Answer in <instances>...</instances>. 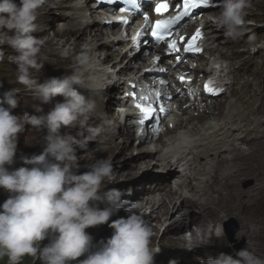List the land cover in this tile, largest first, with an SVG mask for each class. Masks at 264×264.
<instances>
[{
	"label": "clouds",
	"instance_id": "1",
	"mask_svg": "<svg viewBox=\"0 0 264 264\" xmlns=\"http://www.w3.org/2000/svg\"><path fill=\"white\" fill-rule=\"evenodd\" d=\"M45 3L0 0V29H7L0 43L15 53L9 60L17 66L16 82L38 101L34 108L42 113L14 114L21 103L17 89L0 93V190L7 193L0 203V258L6 257L7 264H22L25 257L40 264H155L160 249L151 247L153 230L145 219L130 208L124 209L126 216L111 219L124 207L120 189L102 188L115 179L111 160L96 158L82 166L77 154L87 149L89 142L106 140L116 131L112 120L89 124L97 110L96 98L106 88L103 74L97 71L100 59L94 45L81 44L80 52L60 76L40 82L30 71L38 72L42 67L37 56L45 41L33 33L38 30L36 21ZM86 3L72 0L83 24L88 22ZM249 3L219 0L217 23L227 38L241 35ZM61 55L67 58L68 51ZM44 104L52 105L46 113L40 106ZM28 126L45 130L41 151L21 154L19 160L24 166L12 168L19 136ZM77 127L82 131L75 136L61 132L62 128ZM81 167L86 170L80 172ZM104 224L112 229L111 235L94 244L86 229ZM215 235L224 236L222 224L216 226ZM45 240L48 243L42 246ZM201 264H264V258L245 247L235 253V258L219 253Z\"/></svg>",
	"mask_w": 264,
	"mask_h": 264
},
{
	"label": "bare ground",
	"instance_id": "2",
	"mask_svg": "<svg viewBox=\"0 0 264 264\" xmlns=\"http://www.w3.org/2000/svg\"><path fill=\"white\" fill-rule=\"evenodd\" d=\"M72 2V0H63L62 3ZM91 4L88 2L86 3V7L88 9V16L90 18L94 17L93 19H89L86 24L80 22L79 18L76 23L77 28L74 29H62L61 32L63 34L69 33L71 35H67V38L63 40V42L56 40L53 36L46 37V28L43 26H50L51 20L49 22L45 19L48 16L52 18V7H50L47 3L39 10L38 15H42L43 18H39L37 20L38 30L34 32L37 35H43L41 39L45 41V43L41 47V51L44 53V59L49 62H67L70 61L72 57L78 54L81 50L80 46L84 42H90L94 45L95 51L99 55L100 63L98 67H105L112 69V74H116L118 80L125 79L127 77H141L140 79L143 80L146 84H149L152 88L155 89H162L163 84L160 82V78H158L159 74L163 69V65L160 63V59L156 61V56L154 52L151 51L150 45L146 42L143 43L144 38L143 35V20H137L132 22L131 20L127 23H123V19L119 20L121 22V26L116 27V29L112 30L111 23L114 22V18H109L108 22H104L105 18H108L106 12H100V10L94 9L90 7ZM103 11H106L103 9ZM220 11V10H219ZM219 11L214 12L215 16H218ZM42 12V13H41ZM71 18L72 20H76L77 12L76 9L72 7L71 9ZM46 20V21H45ZM92 20L96 23L94 27L92 26ZM209 21V20H208ZM51 31L53 34L59 33V30L54 29V25L51 23ZM139 33V35H137ZM49 35V34H48ZM129 35L128 41H124L122 43L120 50L117 53H111L108 49L114 45H117L120 42H123L125 36ZM133 37H136V40H133ZM126 40V39H125ZM56 41V42H54ZM119 45V46H120ZM107 47L108 49L104 50L103 47ZM65 50L68 51V57L65 58L61 55L62 52ZM148 51L150 54L148 56V63H144L145 60V52ZM128 53L127 58L122 60V58ZM45 55H50L46 57ZM111 58V59H110ZM152 60V61H151ZM134 61V62H133ZM137 62V64H132ZM67 64V63H66ZM70 65V63H69ZM69 67L64 68V71H67ZM98 71V70H97ZM100 72V71H98ZM56 74V73H55ZM106 80L109 77V74L102 73ZM45 75V74H44ZM50 75V74H49ZM154 77V78H152ZM151 78V79H150ZM42 82V81H41ZM107 92L102 93L101 96L96 98L97 101V110L95 113H100L99 115V122L102 123L100 120H112L116 124V131L113 135H111L108 139L98 141L93 140L96 142L98 146H101L105 151L117 150L123 151L128 150V147L132 144L131 142H136L138 140V144L133 145V151L137 150V156H134L133 153L128 154V161L129 163H134L138 156H144L147 158L143 164L147 165L146 174H144L140 180L134 183L136 187H140L139 189L136 188L134 185H131L126 188L134 187L137 189L138 193L144 194L145 196L143 200L138 198L139 196L136 195L131 199H125V204L127 203L129 208H131L134 204V212L135 209H148L149 214L156 213L154 218L160 222V227L165 220H168V224L166 225V229H169L172 232H175L177 229L182 230L186 226H194L196 227L197 224H201V219L207 217L210 213H212L213 205L215 204V198H218L222 195L223 191L225 190V176L226 172L234 171L239 167L237 164H241L245 162L247 159L243 158H235L234 160L228 161L232 157L239 155L240 153L246 152L250 150V147L247 146L252 143V138L249 137L254 130L252 126V100L250 96H248L247 91H244L241 95L242 97V107L243 110L240 112L236 109L235 106H231V109L222 114L219 112V109H213L203 118H177L174 121V129H163L164 136H161L159 140L154 143L152 141H148V136L144 139H137L130 133L129 128L126 125H121L118 121L120 115L119 112L116 110L114 105L117 103L112 99L107 98ZM105 100V101H104ZM106 102V103H105ZM108 106V107H107ZM110 111L109 116H107V112ZM241 117L243 120V124L240 126L237 123V118ZM127 119H131V117H127ZM197 119H203L199 123H195L194 121ZM168 126V124H167ZM79 128V127H77ZM75 129V128H72ZM71 129V130H72ZM82 131V130H81ZM77 134V133H76ZM118 140V141H117ZM238 141H242L245 144L246 149L240 150L236 144ZM108 144H113L109 145ZM90 145V142L88 143ZM131 151V150H130ZM264 152V151H263ZM135 153V152H134ZM93 154V153H92ZM164 156L165 162L161 161L160 156ZM17 157V156H16ZM87 158H89L86 154ZM241 161H237V160ZM178 161H185L184 165H188V169L190 171L189 175L185 179L184 184L178 185L176 190H172L168 188L166 183L167 179L178 173V166L176 163ZM222 161H227L224 164L223 171L218 175H214L215 167ZM140 164V163H139ZM139 166V165H138ZM137 166V167H138ZM250 167L245 165L244 169L239 171H246ZM264 170V167L261 168ZM157 170V171H156ZM220 170V169H219ZM261 173L264 177V171ZM163 171V172H160ZM165 171V172H164ZM218 171V170H217ZM129 172V171H128ZM117 173V172H115ZM134 171L129 172L128 174H132ZM165 173V175H163ZM118 174V173H117ZM233 174V173H232ZM231 174V175H232ZM235 174V173H234ZM233 174V175H234ZM232 175V176H233ZM238 177L243 174H237ZM234 177V176H233ZM228 178V177H227ZM229 180V179H228ZM157 182V186L153 189H146L145 184L147 183H155ZM131 184V183H129ZM126 184L125 186L129 185ZM143 184V185H142ZM161 184V186H159ZM139 185V186H138ZM141 185V186H140ZM228 186V185H227ZM263 185L253 187H249L244 189L248 191V194H252L253 190L259 191V189ZM103 187V185H102ZM182 190H188L190 193V197H185L182 195ZM223 196V195H222ZM135 200H141L139 202H134ZM226 200V199H225ZM245 203V202H244ZM225 208V205H223ZM228 206V205H227ZM244 206H248V203H245ZM198 209V217L195 216V210ZM223 209V208H222ZM245 209V207H244ZM132 210V209H131ZM223 211H226L223 209ZM146 211H143L142 217L145 221L149 224L150 217L152 215H144ZM236 209H234V214ZM178 215L177 218L171 221L175 214ZM192 213V216L190 217ZM237 218H239V211L235 214ZM126 216L125 213H120L118 215L113 216L111 219H117L119 217ZM251 216V215H250ZM219 216H217L218 218ZM196 219L195 223H192L193 219ZM246 219V217H243ZM240 220V219H239ZM242 220V219H241ZM187 221V222H186ZM111 222V221H110ZM184 222V226H178L176 224ZM239 228L237 231V236L241 235L243 240L246 242V245L249 248L255 247L259 245L263 238L261 237V225L262 221L256 217V215H252L244 224L239 221ZM181 225V224H180ZM202 225V224H201ZM217 225L213 224L212 231L213 235H215V229ZM150 226V224H149ZM159 227V228H160ZM183 227V228H182ZM210 227V225L208 226ZM203 230V229H202ZM201 230V231H202ZM190 240L187 238L184 239L182 237H175L173 239L168 240L169 249L171 251L178 250L179 255L175 261L184 262L190 255L191 252H198L203 251L206 253L214 252V245L210 247L207 246L206 243L208 241H204V234L200 236L201 239L199 240L198 231L199 226L195 229L189 230ZM183 235V234H182ZM226 233H224L223 237L218 238V241H222L225 243H231L232 239H228L226 237ZM185 237V236H184ZM200 241V244H198ZM187 242H192L190 246L198 245V247H194L195 249L189 251V245ZM165 243V241H164ZM152 246V245H151ZM212 248V249H211ZM166 253L165 249L159 251L156 254V258L160 255ZM197 260L195 262H199ZM190 262V261H189ZM194 261L192 263H195ZM191 263V264H192ZM197 264V263H195Z\"/></svg>",
	"mask_w": 264,
	"mask_h": 264
},
{
	"label": "rangeland",
	"instance_id": "3",
	"mask_svg": "<svg viewBox=\"0 0 264 264\" xmlns=\"http://www.w3.org/2000/svg\"><path fill=\"white\" fill-rule=\"evenodd\" d=\"M17 2H18V0H17ZM255 3H257V2H255ZM259 3H262V0H260ZM217 9H220V8H217ZM217 9L213 10L212 12H210V15L213 14ZM210 15H208V16H210ZM50 17L48 16L46 18V20L48 22H49ZM39 18H43V16L42 15H38L37 20ZM51 23H52V25L55 24V22H50V26H51ZM95 23L96 22L94 20H92V24H93L92 26L93 27H94ZM259 24H263L264 25V22H260ZM50 26L49 25L48 26H43V28L45 27L47 29H51ZM111 26H112V30L116 29V27H118V26L120 27L119 23H117V22L111 23ZM62 32L59 31V33L56 32V34H53V32L51 30H48L46 32V37H48V36L49 37H51V36L53 37L54 36L56 38V40L58 39V41L60 40L61 42H63V40L67 38V35H69V33L63 34ZM5 33H7V29L6 28L5 29H0V39H3ZM33 35L38 37V38H41L43 36V35H37L35 33H33ZM70 36L71 35H69V37ZM128 38H129V35L125 36V38L123 39V42H120L117 45H114V46L110 47L109 49L104 46L103 47L104 50H102V51H107L105 49H108V51L111 52V53H117L120 50L122 43H124V41L127 42ZM54 42H56V41H54ZM230 52H231V54L233 56V59H235V62L232 63V69L236 70L239 67V65L241 64V62H242L241 52L239 51V49H231ZM149 54L150 53H146L145 52L144 63H145V61H146V63H148L147 59H148ZM236 54H238L237 57H236ZM11 55H15L13 50L10 49L7 46V44L0 43V93L4 92L5 90H9V89H13V88L17 89L18 94H19L20 99H21V103H20V106L18 108L14 109L13 111H14V114H19L20 112L26 111V108L28 109V107L31 105L30 104V100L31 99L34 100V99L32 97V94L27 92L24 89L23 85H20V84H18L16 82L15 77H16V74H17V71H16L17 66L14 63L10 62L9 56H11ZM45 56L49 57L50 55H45ZM127 56H128V53L122 58V60L127 58ZM43 59H44V53L41 51L40 54L37 56V60H38V62L46 61V60H43ZM70 61L65 62V64L67 63L66 66H58L56 68L50 67L48 69L49 71H46L44 73L34 72L33 70H30V71H32L33 74L36 75L37 79L40 81V80H44V79H46L48 77L60 76V75L64 74L65 71L63 69L70 66L69 65ZM133 62H132V64H137V62H135V63H133ZM54 63H57V61H55ZM137 65H139V64H137ZM51 68H53V69H51ZM243 71H244V68L240 69L238 72H239V74H241ZM55 99L56 100H61L62 98L59 97V98H55ZM41 106H52V105L51 104H44V105H41ZM202 120L203 119H197L194 122L195 123H199ZM61 132L65 133L66 131L61 129ZM68 134H71V135L75 136L73 133H68ZM39 138H40V132H38V131H36L34 129H31L28 132V134L22 140V142L20 144V148L18 146V152L16 154V156H17L16 157V162L11 166L12 168H18L20 166H24V165H22V163L19 160V157H20L21 154L31 155L33 153H39L41 151V146H42L43 143L39 144L37 146V148H31V146H33L32 143L38 141ZM92 142L93 141L90 142V145H87V149L78 150L77 154H78V156H81L80 164L83 166V165L89 163L90 161H92V160H94L96 158H107V159H110L112 164H113L115 179H114V181L111 184L105 182V184H103L102 188L115 187V188L120 189L122 191V193H123V196L121 197V199L123 201H125V199H127L126 194H128V190H127V193H125V195H124V192L126 191V187L134 185L135 182L140 180L141 177L144 174H146L147 165H145V164L142 165V163L147 161V158L144 157V156H138V158L136 159V161H134V163H129V161L127 159L128 158V154L133 153L134 156H137V154H138V152H136L137 150H135V151L132 150L133 149L132 148L133 145L136 144L134 142H131L132 144L128 147V150H123V151H118V149L117 150H111V151H105V150H103V148L99 149L98 147H96L95 144H93ZM109 145H113V144H108V146ZM247 146L250 147L249 151L240 153L239 155H236V156L232 157L231 159H228V161H230V160L232 161L235 158H243L244 160L245 159H247V160L245 162L241 163V164H237V165L242 166V167H239L236 170H234V171L232 170V171H230L228 173L226 172L224 174V175H226L225 176L226 187H225V190L222 193L223 196L222 195L219 196V197H222V198H218V196L215 198V201H216V202H214L215 204H211V205H213L212 213H210L207 217H205V218L200 220L202 222L201 223L202 225L201 224H197L196 225V227L199 226V229L201 231L202 227L204 226L203 223H204L205 219H211V220H206V222H205V224L206 225L208 224V226L210 225V227H212L213 224H215V225H217L218 223L222 224L223 229L224 230L226 229V231H227L226 237L228 236L227 238L228 239H232V241H234V243L236 245H238V246L239 245H241V246L243 245L244 248H245V246H244V242H243V237L241 235H238V236L236 235L237 231H238V228L240 226L239 221L242 224H244L252 216L251 214L258 215L259 211H261L262 215L264 216V190H262L256 196H254L251 201H250V199L253 196V192H252V194L251 193L248 194L247 190L242 192V193H244V198L245 199L242 200L241 198H239L238 199V203H237L236 193L235 192L233 193V195L230 198V200H228L226 202L225 199H226V197L228 195V189L232 188V187H235L236 183H241L240 184V188H246V187H249V186L253 185L255 179L252 178V175H249V174L251 172H254L256 170V168H253L252 160H253V162H257L258 165L263 164L262 166L259 167L260 172L262 170L261 168L264 167V152H263L264 151V141L256 142L253 145L251 143V144H249ZM247 146L245 147V149L247 148ZM251 151H253V152L255 151V153H254V155L252 157H250ZM86 154H87V156L89 158L85 157ZM237 161H241V160L238 159ZM226 162L227 161H225V162L222 161L221 163H219V166L217 165L215 167V170H214V175L215 176H218L223 171L224 164ZM245 165H247L250 168L248 170H246V171H242V172L239 171L241 169H244ZM85 170L86 169L84 167L80 168V172H83ZM128 171L129 172L134 171V173L128 174L129 173ZM262 171H264V170H262ZM115 172H117L118 174L115 173ZM232 173L233 174L235 173V174L233 175ZM237 174H243V175L238 177ZM129 183H131V184H129ZM126 184H129V185L125 186ZM136 188L139 189L140 187H136ZM135 190H136L135 194H137L139 196L138 198L143 200L144 197H142V194L138 193L137 189H135ZM6 198H7V193H5L3 190H0V203H2ZM141 200H135L134 202H139ZM128 201H131V200H128ZM125 202H124V207H122L121 210L116 215H118L120 213H125L124 209H128L129 208V206L125 205ZM244 202L249 204V209H248V212L246 214H244V207H245L244 206L245 205ZM134 204L130 208V209H132V211L134 210ZM223 205H225V208H224ZM222 208L225 209L226 211H223ZM234 209H236L235 214H237L238 211H239V218H237L238 215L236 216L234 214ZM143 211H146L144 215H146V214L148 215L149 214V210L148 209L147 210L144 209V208L143 209H138V210L135 209V212L137 214L141 215V216H142ZM155 214L156 213L149 214V215H152L153 217H150V221H148L149 224H150V227L153 230V236L151 238V245H152L151 247L153 249L159 248L160 250H162V249L166 250V253L160 255L158 258L155 257V264H169V261L176 260V258L179 255V252H178V250L171 251L169 249L170 246L167 243L168 240L173 239L175 237H182L184 239L187 238L188 240H190V237H188V236L184 237V235H182L184 233H182L180 229H177L175 232H172L169 229H166V225L168 224L167 222H169L168 220H165L163 222V224L161 225V227H160V222L162 220L158 222L157 219L154 218ZM177 216L178 215L175 214V217L171 221L175 220L177 218ZM191 216H192V213H191L190 217ZM217 216H219V217L217 218ZM243 217H246V219H244ZM177 220H178V218H177ZM183 224H184V222H181V223H178L176 225L178 227V226H184ZM196 227H192V229H195ZM189 230H191V229H189ZM232 230H233V233L230 234V232ZM86 231L90 235H92L93 243L95 244V243H97V242H99V241H101L103 239H106V238L110 237L112 229H110L107 224H104V225H99V226L94 227V228L86 229ZM185 232H187V231H185ZM190 233L191 232L189 231V234ZM201 235H202V232L201 233L198 232V236H199L198 239L199 240L201 239V237H200ZM164 241H165V243H164ZM198 242H199L198 244H200V241H198ZM47 243H48L47 240L41 242L42 246L44 244H47ZM190 244H192V242H187V245H189V248H191L192 250L195 249L194 247H198V245L190 246ZM206 244H207V246L210 245V247H211V246H213L214 242H208ZM221 247H222V243L219 245L218 249H220ZM250 249L254 250L256 252V254L258 256H260L261 258H264V240L259 245H256L255 247H252ZM201 255H202V257L205 256V255L206 256L204 257V259H202V258H200ZM207 256H208V254L206 252L203 253V251H201V252L199 251V253L197 251L196 252H191L189 257L187 258L189 260H186L184 262L183 261L182 262L176 261V264H191L193 261L194 262L197 261L198 258H200V260L201 259L205 260V259L209 258ZM83 258L84 257H81V258H78V259H83ZM195 263L201 264V262H195ZM195 263H192V264H195ZM0 264H7V258L6 257L0 258ZM22 264H40V262L38 260L34 261L33 258L25 257L24 260L22 261ZM73 264H75V262H73Z\"/></svg>",
	"mask_w": 264,
	"mask_h": 264
},
{
	"label": "snow or ice",
	"instance_id": "4",
	"mask_svg": "<svg viewBox=\"0 0 264 264\" xmlns=\"http://www.w3.org/2000/svg\"><path fill=\"white\" fill-rule=\"evenodd\" d=\"M108 3H113L114 0H107ZM125 2H130L132 4H136L137 0H125ZM177 2H179V0H177ZM209 4V0H183V7H184V11L182 13H180V16H187L188 15V10L190 8H197V7H202V6H208ZM168 9V4L167 3H157L155 6V12L157 14L161 13L162 11H166ZM121 11H124V9H121ZM179 18V17H178ZM176 18V19H178ZM148 20V17L145 16V21ZM123 23L127 24V20H124ZM172 23H175V19L174 20H160L157 21L156 25L153 27L152 31H151V35L155 38V40L157 42H160L161 40L164 39V35L162 34ZM160 33V34H158ZM139 35V33L137 34ZM200 33L199 30H197L196 36L193 37L192 40H190L188 42V46L184 49L185 51H193V52H199L201 51V49L199 47H194V41L197 37H199ZM133 40H136V37H133ZM169 48H174L173 44L169 45ZM181 80H183V77H180ZM205 90L208 91L209 90V86L208 84L205 85ZM135 107L137 109L140 110L141 113L144 114L143 118L139 120L140 124H144L145 120H147L150 116H152L153 114V110L151 107H142L141 104L137 103L135 105ZM162 111V110H161Z\"/></svg>",
	"mask_w": 264,
	"mask_h": 264
}]
</instances>
